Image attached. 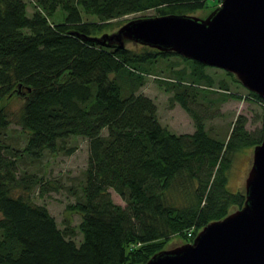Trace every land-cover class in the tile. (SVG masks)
Here are the masks:
<instances>
[{
    "label": "trees",
    "instance_id": "1",
    "mask_svg": "<svg viewBox=\"0 0 264 264\" xmlns=\"http://www.w3.org/2000/svg\"><path fill=\"white\" fill-rule=\"evenodd\" d=\"M32 2L28 13L25 0H0V264H143L171 236L189 241L232 205H242L244 194L228 189L227 173L234 153L257 144L261 130L251 133L238 114L227 138L212 136L196 101L210 87L222 89L223 98H240L225 91V79L214 77L211 65L174 51L101 45L77 34L98 35L110 19L152 7L158 14H190L206 7V0ZM86 14L95 18L84 20ZM170 55L189 66L176 67ZM160 60L171 72L155 78L189 114L191 132L162 125L152 98L132 90ZM13 94L23 97L18 123L28 133L19 152L1 142L9 124L4 101ZM79 135L88 139L84 179L75 200L65 205L80 215L77 244L31 198L39 178L17 175L16 158L38 159L44 150L55 154L58 142Z\"/></svg>",
    "mask_w": 264,
    "mask_h": 264
},
{
    "label": "water",
    "instance_id": "2",
    "mask_svg": "<svg viewBox=\"0 0 264 264\" xmlns=\"http://www.w3.org/2000/svg\"><path fill=\"white\" fill-rule=\"evenodd\" d=\"M77 33V32H76ZM83 38L125 41L216 66L264 97V0H220L204 18L188 13L133 17L111 32ZM143 264H264V119L240 207L207 222L193 238L154 252Z\"/></svg>",
    "mask_w": 264,
    "mask_h": 264
},
{
    "label": "rangeland",
    "instance_id": "3",
    "mask_svg": "<svg viewBox=\"0 0 264 264\" xmlns=\"http://www.w3.org/2000/svg\"><path fill=\"white\" fill-rule=\"evenodd\" d=\"M25 1L27 3V12H32L34 3L32 0ZM216 1L206 0V7L197 9L190 14L204 18L214 8ZM155 14H158V11L153 7L130 12L110 19L112 23L101 32H111L120 25L116 23H123L130 18ZM93 16L95 15L86 14L82 18L84 20H93L95 18ZM124 45L137 48L139 43L127 40L124 42ZM169 58L176 62V67L178 68L186 67V65L189 66L175 55H170ZM164 63V60H160L153 65L151 67L152 73L146 74L140 83L133 86L132 90L135 94L142 93L152 98L157 106V119L162 125H165L176 133L191 132L194 129L191 117L177 102H171L169 98L171 92L164 89V82L155 78H164L165 75L171 72L163 67ZM212 67L208 68V71L214 77L216 75L217 79H219L218 77L225 79L228 87V90L225 91L240 95L241 97L223 98L222 89L217 87H210V91L196 95L197 106L205 115V124L209 134L219 138H227L237 115L242 114L245 117L244 125L246 129L254 133V135H258L264 119V102L250 96L249 90L235 76V79L239 83L231 81L220 68L216 66ZM129 81L132 80L129 79ZM22 100V95L13 94V96L9 97L8 101H4L5 108L9 112V124L2 129L1 142L8 147H13L17 152L21 151L28 136V133L18 123ZM194 106L196 109V104ZM105 132L106 129L103 128L102 133L104 134ZM58 144L61 147L58 148L55 154L44 150L42 156L38 159L21 154L16 158V173L17 175L22 174V177H26L30 181L39 178V183H42V185L39 183L33 185V188L29 191L31 198L37 203L44 204L50 214L54 216L57 225L61 229L64 228L66 230V237L73 239L78 244L82 238V234L78 228L80 215L77 212L66 209L65 205L75 200L76 194L74 193L80 192L79 184L84 179V168L87 163L88 139L79 135L76 138H66L64 142H58ZM68 148L70 149L68 150ZM252 150L253 146H244L234 153L230 170L227 173V187L229 190L239 191L244 194L245 178L252 163ZM8 155L11 156L10 154ZM109 192L115 202L121 205L125 204L124 199L114 189L109 188ZM236 207V204L232 205L230 210H234ZM184 242L186 241L180 236L173 235L163 243L161 249L171 248Z\"/></svg>",
    "mask_w": 264,
    "mask_h": 264
},
{
    "label": "built area",
    "instance_id": "4",
    "mask_svg": "<svg viewBox=\"0 0 264 264\" xmlns=\"http://www.w3.org/2000/svg\"><path fill=\"white\" fill-rule=\"evenodd\" d=\"M190 235V233H188Z\"/></svg>",
    "mask_w": 264,
    "mask_h": 264
}]
</instances>
